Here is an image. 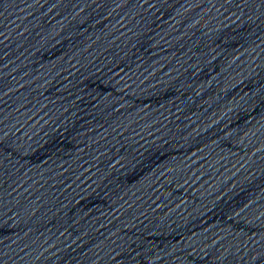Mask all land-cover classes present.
Returning a JSON list of instances; mask_svg holds the SVG:
<instances>
[{"label": "water", "instance_id": "obj_1", "mask_svg": "<svg viewBox=\"0 0 264 264\" xmlns=\"http://www.w3.org/2000/svg\"><path fill=\"white\" fill-rule=\"evenodd\" d=\"M0 264H264V0H0Z\"/></svg>", "mask_w": 264, "mask_h": 264}]
</instances>
